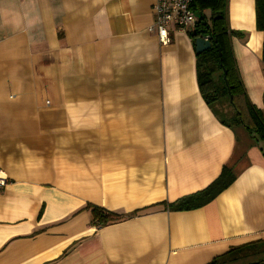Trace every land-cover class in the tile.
<instances>
[{"label":"crops","instance_id":"crops-1","mask_svg":"<svg viewBox=\"0 0 264 264\" xmlns=\"http://www.w3.org/2000/svg\"><path fill=\"white\" fill-rule=\"evenodd\" d=\"M154 1L0 0V264L264 260V151L203 100L192 31L166 46L148 32ZM227 16L264 112L254 0ZM224 165L234 181L213 201L168 210ZM87 204L126 218L93 227Z\"/></svg>","mask_w":264,"mask_h":264},{"label":"trees","instance_id":"trees-1","mask_svg":"<svg viewBox=\"0 0 264 264\" xmlns=\"http://www.w3.org/2000/svg\"><path fill=\"white\" fill-rule=\"evenodd\" d=\"M191 8L197 15V24L190 39L192 42L198 37H208L212 46L205 52L196 55V78L199 92L207 105H213L221 97L231 98L234 116L230 125L241 124L252 140L264 151V116L246 101L245 91L238 75L234 61L231 37L241 38L242 32L229 29L227 16V0H193ZM210 12L209 22L203 11ZM255 29L264 33V0H254ZM262 63L264 64V40L262 44ZM222 71V74L219 72ZM219 72L218 79L224 76L225 87L218 88L214 74ZM243 99V101H242ZM242 101V102H240ZM236 103V105H235ZM229 125V124H228ZM229 125V126H230ZM234 181L231 167L224 165L220 175L204 190L184 197L176 203L168 205L170 211H188L203 207L228 188ZM84 210H89L91 225L101 228L125 219L115 213L87 204ZM218 259L209 264H218ZM264 260L258 263L263 264Z\"/></svg>","mask_w":264,"mask_h":264},{"label":"built area","instance_id":"built-area-1","mask_svg":"<svg viewBox=\"0 0 264 264\" xmlns=\"http://www.w3.org/2000/svg\"><path fill=\"white\" fill-rule=\"evenodd\" d=\"M193 0H155L152 6L153 22L148 32L154 34L160 45L170 43V31L188 34L197 24V15L191 8ZM209 41L208 37H202ZM7 179L0 173V187Z\"/></svg>","mask_w":264,"mask_h":264},{"label":"rangeland","instance_id":"rangeland-1","mask_svg":"<svg viewBox=\"0 0 264 264\" xmlns=\"http://www.w3.org/2000/svg\"><path fill=\"white\" fill-rule=\"evenodd\" d=\"M207 15V20H209L210 14L206 13ZM222 74V71H219ZM218 73V72H217ZM215 73L214 78L216 79L217 83L216 86H218V88H224L225 87V82L224 81V76L220 77L218 79V74ZM236 105V103H235ZM233 105L230 102V97L228 98L227 96H223L221 97V99H219V101H217L216 103H214L212 105V107L215 109L216 113L218 114V116L223 119V120H230V118L233 117ZM233 109V110H232ZM262 115L264 116V112H262ZM243 262H238L235 264H242Z\"/></svg>","mask_w":264,"mask_h":264},{"label":"water","instance_id":"water-1","mask_svg":"<svg viewBox=\"0 0 264 264\" xmlns=\"http://www.w3.org/2000/svg\"><path fill=\"white\" fill-rule=\"evenodd\" d=\"M212 46L210 41L204 40L202 37H198L194 40V50L195 54H201L208 50ZM231 102V98H230Z\"/></svg>","mask_w":264,"mask_h":264}]
</instances>
